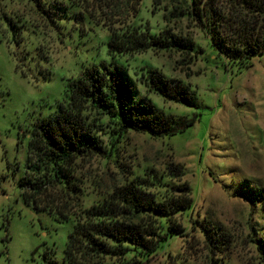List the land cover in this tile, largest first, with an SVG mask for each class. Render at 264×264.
Wrapping results in <instances>:
<instances>
[{
    "label": "rangeland",
    "instance_id": "374dc122",
    "mask_svg": "<svg viewBox=\"0 0 264 264\" xmlns=\"http://www.w3.org/2000/svg\"><path fill=\"white\" fill-rule=\"evenodd\" d=\"M2 6L9 13L19 12L30 7L31 0H3ZM78 12L71 8V16L50 31L23 29L20 43L0 16V264L62 262L73 222L37 212L25 202L18 183L26 171L34 124L55 112L68 80L87 66L103 64L122 67L138 98H148L175 118L173 136L152 139L129 133L119 144V160L132 171L183 164L184 179L193 190L192 212L178 216L182 235L174 236L145 264H264L251 242L253 229L264 227V196L258 191L264 188V55L249 67L230 64L205 32L188 26L184 18L171 26L178 33L188 32L203 49L192 61L186 63L188 57L176 52L150 49L112 62L109 32L87 15L75 20ZM136 21L149 24L152 33L165 25L163 12L153 13L152 0L141 1ZM153 69L189 85L196 105L149 93L145 78ZM103 132L98 136L106 144ZM84 164L78 177L93 197L115 184L113 162L94 156ZM202 224L220 227L232 241L229 250L210 252Z\"/></svg>",
    "mask_w": 264,
    "mask_h": 264
},
{
    "label": "trees",
    "instance_id": "16d2710c",
    "mask_svg": "<svg viewBox=\"0 0 264 264\" xmlns=\"http://www.w3.org/2000/svg\"><path fill=\"white\" fill-rule=\"evenodd\" d=\"M141 1L31 0L30 7L9 13L0 0V16L20 43L23 29L50 31L77 7L75 20L87 15L109 32L112 62L117 56L132 57L150 49L176 52L188 57L186 63L192 61L193 54L203 49L188 32L178 33L171 26L184 18L188 26L205 32L218 55L230 64L249 67L254 58L264 55V0H152L153 13L162 11L165 21L158 33L136 21ZM145 85L149 93L196 105L189 85L157 69L148 72ZM174 123L173 115L148 98L137 97L135 84L118 65L87 66L68 80L55 112L38 119L31 130L26 171L18 183L25 202L37 212L73 222L62 262L50 259L49 264H145L174 236L182 235L178 216L192 212L195 202L184 179L185 166L176 163L162 171L152 167L132 171L119 160V144L129 133L160 139L175 134ZM99 130L108 136L106 144ZM94 156L117 168L115 184L97 197L87 192L78 177ZM258 191L264 196V188ZM256 230L251 242L264 263V227ZM201 233L210 252L229 250L232 241L220 227L202 224Z\"/></svg>",
    "mask_w": 264,
    "mask_h": 264
}]
</instances>
